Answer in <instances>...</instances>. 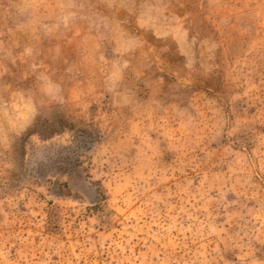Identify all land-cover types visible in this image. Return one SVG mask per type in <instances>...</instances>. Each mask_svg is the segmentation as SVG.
<instances>
[{
	"label": "rangeland",
	"instance_id": "1",
	"mask_svg": "<svg viewBox=\"0 0 264 264\" xmlns=\"http://www.w3.org/2000/svg\"><path fill=\"white\" fill-rule=\"evenodd\" d=\"M0 264H264V0H0Z\"/></svg>",
	"mask_w": 264,
	"mask_h": 264
}]
</instances>
